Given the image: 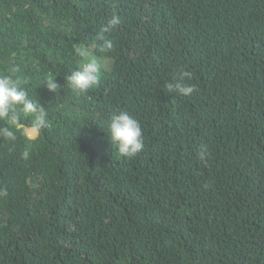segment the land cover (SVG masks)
<instances>
[{"label":"trees","instance_id":"1","mask_svg":"<svg viewBox=\"0 0 264 264\" xmlns=\"http://www.w3.org/2000/svg\"><path fill=\"white\" fill-rule=\"evenodd\" d=\"M74 43L104 64L86 95ZM13 65L51 127L0 140V264H264V0H0ZM179 67L191 96L165 87ZM121 111L145 137L130 159L108 136Z\"/></svg>","mask_w":264,"mask_h":264},{"label":"clouds","instance_id":"2","mask_svg":"<svg viewBox=\"0 0 264 264\" xmlns=\"http://www.w3.org/2000/svg\"><path fill=\"white\" fill-rule=\"evenodd\" d=\"M120 24L121 18L113 14L101 25L96 35L101 53H110L114 49V41L105 34L116 30ZM72 51L82 62L66 77L67 86L76 95H86L99 84L104 64L87 44L74 43ZM192 76L190 70L179 67L165 87L170 94L191 96L195 91V85L188 82ZM26 84L27 81L20 76L18 65H13L5 73H0V140L14 143L23 138L31 143L51 127L46 107L29 95ZM44 86L49 92L61 89V85L51 76L47 77ZM108 136L119 154L125 158H134L144 150L145 137L141 123L126 111L111 115ZM21 155L23 159H28L29 149L26 148ZM199 159L206 160L205 151L199 153ZM7 194L6 190L0 189V196Z\"/></svg>","mask_w":264,"mask_h":264}]
</instances>
